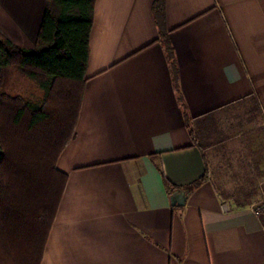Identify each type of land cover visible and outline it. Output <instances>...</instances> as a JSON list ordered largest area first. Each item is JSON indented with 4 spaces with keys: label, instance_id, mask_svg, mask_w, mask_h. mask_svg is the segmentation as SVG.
<instances>
[{
    "label": "crops",
    "instance_id": "crops-1",
    "mask_svg": "<svg viewBox=\"0 0 264 264\" xmlns=\"http://www.w3.org/2000/svg\"><path fill=\"white\" fill-rule=\"evenodd\" d=\"M154 1H95L75 132L56 162L67 181L40 264H264V216L222 197L253 188L255 200L264 181V0H163L192 135ZM45 4L0 0V29L32 47ZM207 146L235 164L229 191L218 190ZM158 165L171 193L205 170L208 180L172 206Z\"/></svg>",
    "mask_w": 264,
    "mask_h": 264
},
{
    "label": "trees",
    "instance_id": "trees-1",
    "mask_svg": "<svg viewBox=\"0 0 264 264\" xmlns=\"http://www.w3.org/2000/svg\"><path fill=\"white\" fill-rule=\"evenodd\" d=\"M95 1L46 0L30 48L13 42L0 29V264L41 263L67 181L56 162L75 132ZM152 13L159 32L156 40L164 47L192 135L191 117L176 80L178 69L165 28L163 0L152 3ZM158 170L171 193L174 186L159 165ZM207 180L205 170L184 189L190 192ZM238 190L225 196L235 207L247 206L257 195L253 188Z\"/></svg>",
    "mask_w": 264,
    "mask_h": 264
},
{
    "label": "rangeland",
    "instance_id": "rangeland-1",
    "mask_svg": "<svg viewBox=\"0 0 264 264\" xmlns=\"http://www.w3.org/2000/svg\"><path fill=\"white\" fill-rule=\"evenodd\" d=\"M232 110H233V108L230 109V111H232ZM220 115H222V113ZM203 151H204V155L206 156V158L208 160V165L210 167V170L212 172H215V171L217 172L219 170V172L222 173V186H220V187L218 186V190L220 192H223V191H226V190L229 191L230 190V182H231L230 181V176H231V174H233L232 171L234 170V165L235 164L233 162L230 163L228 161L220 160L217 156H214L213 159H211L213 153L211 152L210 148H208V146L204 147ZM225 165H232L231 171H227ZM225 196H227V194L222 193V197L225 198V200H227V198H229V197H225ZM228 201H230V200L228 199ZM228 201H227V203H230Z\"/></svg>",
    "mask_w": 264,
    "mask_h": 264
},
{
    "label": "built area",
    "instance_id": "built-area-1",
    "mask_svg": "<svg viewBox=\"0 0 264 264\" xmlns=\"http://www.w3.org/2000/svg\"><path fill=\"white\" fill-rule=\"evenodd\" d=\"M259 197L255 200H250L247 204V208L260 220L264 216V181L258 183ZM224 211L228 210L226 204L222 205Z\"/></svg>",
    "mask_w": 264,
    "mask_h": 264
},
{
    "label": "water",
    "instance_id": "water-1",
    "mask_svg": "<svg viewBox=\"0 0 264 264\" xmlns=\"http://www.w3.org/2000/svg\"><path fill=\"white\" fill-rule=\"evenodd\" d=\"M186 200V190L178 189L171 193L170 195V203L172 206H180L185 203Z\"/></svg>",
    "mask_w": 264,
    "mask_h": 264
}]
</instances>
